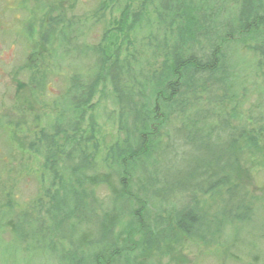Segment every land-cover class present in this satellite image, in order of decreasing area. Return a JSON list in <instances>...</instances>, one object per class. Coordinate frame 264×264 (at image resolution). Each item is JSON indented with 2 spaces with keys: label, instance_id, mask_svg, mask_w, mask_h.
I'll use <instances>...</instances> for the list:
<instances>
[{
  "label": "trees",
  "instance_id": "16d2710c",
  "mask_svg": "<svg viewBox=\"0 0 264 264\" xmlns=\"http://www.w3.org/2000/svg\"><path fill=\"white\" fill-rule=\"evenodd\" d=\"M87 19L84 25H102L97 42L85 45L84 35L70 33L61 19L62 27L43 40L52 50L56 36L57 62L41 71L38 55L50 50L36 43V60H28H35L28 66L35 75L30 82L42 91L65 82L50 113L43 114L45 126L28 144L39 159L36 165L53 179V195H42L52 205L46 212L52 227L77 219L85 207L105 210L99 215L103 233L75 228V253L70 259L56 256L66 264H115L124 257L131 264L135 249L129 245L156 242L159 248L181 238L212 245L216 237H230L226 228L252 214L248 186L235 181L239 154L264 151V124L256 116H243L246 94L231 91L235 79L228 49L244 37L256 57L255 77L264 80V0H98ZM62 60L71 61L64 62L69 75ZM105 93L109 107L103 111L116 125L109 144L93 116L95 99ZM44 95L46 105L49 95ZM8 127L12 124L0 119V128L8 133ZM100 186L107 191L102 201L94 194ZM218 192L219 205H209ZM6 208L0 232L11 231L17 246L0 241V264L9 256L25 264L43 240L37 239L41 224L19 230L21 224ZM124 210L133 219L125 227L119 221ZM58 234L66 238L64 230ZM92 246L97 249L85 260L81 252ZM44 255L54 257L47 250ZM226 258L244 261L234 254Z\"/></svg>",
  "mask_w": 264,
  "mask_h": 264
},
{
  "label": "rangeland",
  "instance_id": "374dc122",
  "mask_svg": "<svg viewBox=\"0 0 264 264\" xmlns=\"http://www.w3.org/2000/svg\"><path fill=\"white\" fill-rule=\"evenodd\" d=\"M62 2H65L63 6H61ZM97 2L98 0H0V119L8 120L12 124V128H7L8 133L0 128V156H3L0 157V161L4 163V167L0 170V227L5 220L6 207H10L15 224H21L19 230L28 232L29 225L35 223L38 227L37 224H41V231L38 234L40 237L37 239L41 240L43 237V240L34 249L30 262L25 264H66V261L58 257L61 253L62 257L70 259V255L75 253V249L71 247L77 243L73 229L78 228L79 231L85 232L97 230V233L99 231L103 233L101 230L104 223L99 215H102L105 210L99 209L97 205H93L94 209L85 207L77 219L67 218L59 226L52 227L54 222L51 223V218L49 219L46 214V212L50 214L52 205L42 195L44 193L48 194V197L53 195L54 190L51 186L53 179L43 171L42 165H36L39 159L31 155L28 150L30 140L45 126L43 114L50 113L49 105L53 104L51 102L55 95L61 92L59 89L65 87L62 78L57 84L46 86L43 91L35 82H30L35 75L34 70L29 69L28 66H31L37 57V54L33 56V44H39V49L48 48L43 40L49 36L53 28L56 33L63 23L68 25L70 33L75 36L84 35L85 45L89 46L88 43L97 42L102 31L101 23L92 26L87 21L85 25L83 24L84 20H88L87 18L92 15ZM113 9L116 14V8H112L111 11ZM108 17L109 12L107 11L100 21L103 23V20ZM54 20L57 22L61 20L63 23L58 22L55 25ZM64 30L66 31L65 28ZM26 36L30 38L27 39ZM53 37L51 46L53 49L48 48L50 52L38 55L39 58L36 60L41 71L45 69L44 66L51 67V63L54 65L59 59L56 57L59 53H53L58 43L56 36ZM243 39L244 37H237L228 49L227 60L234 65L231 73L235 79V85L231 91H245L243 116H256L264 124V80L255 77L253 62L256 57L249 50L248 42ZM66 40L60 41L62 46ZM72 41L75 40L72 39ZM122 49L124 50L125 46ZM33 57L35 60L28 61ZM69 60H64V62L70 63ZM64 62L63 60L60 62L61 68L69 75L70 70L67 71ZM88 62L92 63V59L89 58ZM43 94L49 95L46 105L44 100L46 95L42 97ZM105 95L106 93L95 99V102L99 103L94 108L93 116H96L97 124L103 126L101 131L105 142L109 144L116 138V125L113 126L110 123L109 114L103 111L109 107ZM42 101L43 105H41ZM43 107L44 110H42ZM35 115L38 116L36 119H34ZM95 130L97 131V128ZM260 138L264 141L262 136ZM93 172L92 170L86 171L88 174ZM232 181V185L235 186L234 178ZM235 181L246 183L248 186L246 204L252 209V214L248 221H240L226 228V233L230 237L227 235L216 237L215 241L211 242L212 245H203L182 238L177 240V243L170 244L167 241L162 245L159 244V248L156 242H150V245L143 244L144 246L129 245L130 248L135 249L134 252L132 250L134 258L131 264H264L263 150L256 156L248 152L239 154ZM94 194L99 201L103 200L101 198H107L105 197L107 191L102 186L95 189ZM210 198L212 202H208L207 205L209 203L212 206L219 205L221 193L218 192ZM124 212L125 215L121 216L119 221L125 227L133 219L130 217L129 210H124ZM149 220H154V218L150 217ZM60 228L65 231L66 238L58 234L61 231ZM3 231L0 232V241L7 242L11 249L17 246L11 231L7 229ZM116 234L117 229H113L111 235ZM218 242L221 244L216 246ZM23 243L19 242L18 245L22 246ZM94 249L96 250L97 247L92 246L89 251L82 250V257L86 260V256L91 255ZM46 250L54 256L53 259H47L48 257L44 255ZM230 254L237 255L244 261H230L226 258ZM118 261L117 259L115 264H130L127 263L125 257L119 263ZM17 263L18 260H14L11 256L6 259V264Z\"/></svg>",
  "mask_w": 264,
  "mask_h": 264
}]
</instances>
